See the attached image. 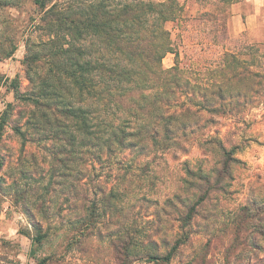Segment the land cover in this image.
I'll return each mask as SVG.
<instances>
[{
    "label": "rangeland",
    "instance_id": "rangeland-1",
    "mask_svg": "<svg viewBox=\"0 0 264 264\" xmlns=\"http://www.w3.org/2000/svg\"><path fill=\"white\" fill-rule=\"evenodd\" d=\"M154 1H177L184 11L166 25L174 53L161 67L178 69L181 104L207 109L201 119H103L124 131L117 135L123 146L106 148L60 109L41 118L37 75L49 70L41 43L53 38L37 0H0V112L8 110L0 141V264H155L139 259L165 255L179 239L185 244L170 264H259L264 256V222L242 210L264 198V97H205L217 91L229 54L247 61V45L263 54L264 0ZM238 15L247 22L241 33Z\"/></svg>",
    "mask_w": 264,
    "mask_h": 264
},
{
    "label": "trees",
    "instance_id": "trees-1",
    "mask_svg": "<svg viewBox=\"0 0 264 264\" xmlns=\"http://www.w3.org/2000/svg\"><path fill=\"white\" fill-rule=\"evenodd\" d=\"M111 1L37 0L44 16L42 19L47 22L45 32L53 38L41 43V54L44 53L45 65L49 66L48 73L37 75L41 92L36 103L44 111L41 118L54 116L60 109L68 114L67 118L81 119L85 133L96 136L95 141L106 148L115 143L123 146L124 141L117 135L124 131L120 125L114 127L112 122L103 119H201L199 113L207 109L204 105L187 107L180 103L176 90L182 79L178 69L165 71L161 67L163 58L174 53L172 35L166 25L182 19L184 11L180 3L120 0L112 5ZM231 1L234 0H226V3ZM87 38L93 39L88 41L89 46L85 45ZM245 50L247 61L239 60L233 53L227 56L226 68L223 67L217 77V91L206 90L207 99L218 96L222 102H232L264 97V52L257 56L258 51L248 45ZM153 74L160 78L153 79ZM58 76L66 82V89L57 81ZM12 90L16 96L18 87L13 86ZM138 91V97H134L133 92ZM7 114V109L0 112V141ZM93 127L100 129V133H92ZM106 134H109L108 138H105ZM95 141L92 144L97 145ZM219 149L225 155L229 154L223 144ZM224 168L229 173L228 161ZM202 180L207 182V178ZM262 201H255L253 210L249 205L244 206L243 214L256 212L264 222V198ZM261 236L264 237V231ZM42 239L37 237V243ZM184 244L179 239L165 255L148 253L139 260L170 264ZM139 245L134 241L129 244L133 248ZM125 252L127 259L132 253L128 249ZM257 261L264 264V256H258Z\"/></svg>",
    "mask_w": 264,
    "mask_h": 264
},
{
    "label": "crops",
    "instance_id": "crops-1",
    "mask_svg": "<svg viewBox=\"0 0 264 264\" xmlns=\"http://www.w3.org/2000/svg\"><path fill=\"white\" fill-rule=\"evenodd\" d=\"M255 12H256V14L253 15V17L259 16V14L261 12V6L260 5L255 9ZM235 20L237 23V28H238L239 33L243 32V30H246V23L247 22H244L242 15H238L237 17H235Z\"/></svg>",
    "mask_w": 264,
    "mask_h": 264
}]
</instances>
